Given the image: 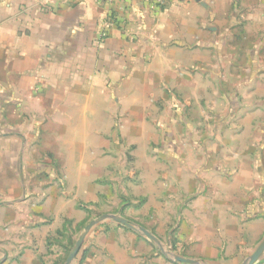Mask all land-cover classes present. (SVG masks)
I'll list each match as a JSON object with an SVG mask.
<instances>
[{"label": "crops", "instance_id": "obj_1", "mask_svg": "<svg viewBox=\"0 0 264 264\" xmlns=\"http://www.w3.org/2000/svg\"><path fill=\"white\" fill-rule=\"evenodd\" d=\"M121 100L145 116L128 128L163 134L141 182L115 174ZM122 183L177 227L187 257L254 253L264 0H0V264H46L50 233Z\"/></svg>", "mask_w": 264, "mask_h": 264}, {"label": "rangeland", "instance_id": "obj_2", "mask_svg": "<svg viewBox=\"0 0 264 264\" xmlns=\"http://www.w3.org/2000/svg\"><path fill=\"white\" fill-rule=\"evenodd\" d=\"M132 103L133 101L128 100L120 101L122 111L120 117L122 122L120 133L121 157L126 160H121V170L115 174L122 181L133 179L141 182L144 179V176L142 177V172L145 171L143 168L147 162L142 158L162 154L161 149L163 148L155 145V142L156 139L161 140L163 134L160 131H154V133L144 132L143 128L140 132L128 128L125 125L127 120L145 119V116L134 117L126 114ZM147 118H150V116ZM151 118L155 120L158 117L152 116ZM173 151H176V148ZM126 161L129 163H126ZM111 178L112 174L104 178L106 185L110 181L115 182ZM114 189L116 194L114 197L104 195L100 196L98 203L80 205L79 207L82 210L80 215H75L72 219L66 218L62 228L50 233L47 245H45L44 262L46 264H65L85 226L92 219L104 213L123 216L152 231L159 238L161 246L167 254L161 250L160 245L146 238L142 233L129 229L113 220H105L93 227L82 249L71 264H161L158 259H162L164 264H172L175 262L173 254L188 256L184 248L177 244V227L174 224L168 226L165 222L166 218L161 219L159 214L155 216L148 213L147 196L132 193L128 195L129 189L123 183L120 186L116 185ZM160 202L161 200L157 201L158 206ZM262 259H264V254L254 264H261ZM201 261L211 264H218L216 262L226 263L221 258Z\"/></svg>", "mask_w": 264, "mask_h": 264}, {"label": "water", "instance_id": "obj_3", "mask_svg": "<svg viewBox=\"0 0 264 264\" xmlns=\"http://www.w3.org/2000/svg\"><path fill=\"white\" fill-rule=\"evenodd\" d=\"M105 220H113L121 225H124L128 227L129 229H132L136 232L142 233L146 238L156 242L158 245L161 246V242L159 238L150 230L145 228L144 226L137 225L134 222L130 221L129 219L120 216V215H115L111 213H104L96 217L95 219H92L84 228L83 232L79 236L78 240L75 243V246L69 253L65 264H71L73 260L76 258V256L79 254L80 250L82 249V246L90 233V231L93 229L94 226L98 225L99 223L105 221ZM161 250L164 251V248L161 246ZM167 254V253H166ZM264 254V239L263 241L259 244V246L256 248L254 253L242 264H254L256 263L260 257ZM173 260L178 263H184V264H211V263H205L201 260L186 257L183 255L179 254H173Z\"/></svg>", "mask_w": 264, "mask_h": 264}, {"label": "built area", "instance_id": "obj_4", "mask_svg": "<svg viewBox=\"0 0 264 264\" xmlns=\"http://www.w3.org/2000/svg\"><path fill=\"white\" fill-rule=\"evenodd\" d=\"M168 0H155V4L156 6L158 7H163L166 3H167ZM110 22L113 23L114 20L111 18L110 19Z\"/></svg>", "mask_w": 264, "mask_h": 264}, {"label": "trees", "instance_id": "obj_5", "mask_svg": "<svg viewBox=\"0 0 264 264\" xmlns=\"http://www.w3.org/2000/svg\"><path fill=\"white\" fill-rule=\"evenodd\" d=\"M111 18H112L113 20H115V22H117V20L115 19V18H116V17H115V14H114L113 12H112L111 15H110V19H111ZM68 249H69V248H68ZM68 249H67V250H68Z\"/></svg>", "mask_w": 264, "mask_h": 264}]
</instances>
